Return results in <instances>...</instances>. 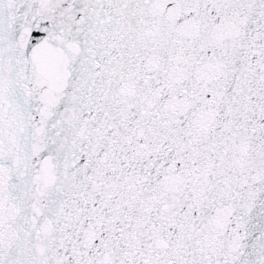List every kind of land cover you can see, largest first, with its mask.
I'll return each mask as SVG.
<instances>
[{"label": "snow or ice", "instance_id": "6c2138e0", "mask_svg": "<svg viewBox=\"0 0 264 264\" xmlns=\"http://www.w3.org/2000/svg\"><path fill=\"white\" fill-rule=\"evenodd\" d=\"M0 264H264V0H0Z\"/></svg>", "mask_w": 264, "mask_h": 264}]
</instances>
